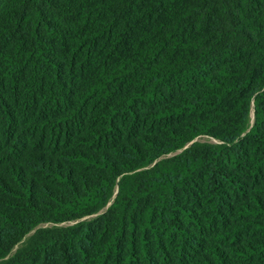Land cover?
I'll use <instances>...</instances> for the list:
<instances>
[{
  "label": "trees",
  "instance_id": "16d2710c",
  "mask_svg": "<svg viewBox=\"0 0 264 264\" xmlns=\"http://www.w3.org/2000/svg\"><path fill=\"white\" fill-rule=\"evenodd\" d=\"M0 264H264V0H0Z\"/></svg>",
  "mask_w": 264,
  "mask_h": 264
},
{
  "label": "rangeland",
  "instance_id": "374dc122",
  "mask_svg": "<svg viewBox=\"0 0 264 264\" xmlns=\"http://www.w3.org/2000/svg\"><path fill=\"white\" fill-rule=\"evenodd\" d=\"M250 121H252V117H251V120ZM196 140V139H195ZM197 140H199V141H202V142H204V141H211L210 139H208L207 137H199Z\"/></svg>",
  "mask_w": 264,
  "mask_h": 264
}]
</instances>
